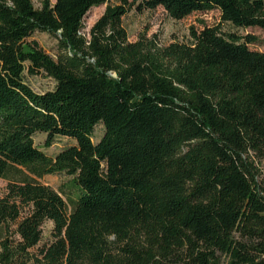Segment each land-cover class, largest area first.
Listing matches in <instances>:
<instances>
[{"label": "trees", "instance_id": "16d2710c", "mask_svg": "<svg viewBox=\"0 0 264 264\" xmlns=\"http://www.w3.org/2000/svg\"><path fill=\"white\" fill-rule=\"evenodd\" d=\"M134 5L264 30V0H0V264H264V51L207 25L130 41ZM36 31L57 38L55 58ZM41 71L53 89L24 80ZM42 132L75 143L51 157ZM46 174L70 177L69 210Z\"/></svg>", "mask_w": 264, "mask_h": 264}, {"label": "rangeland", "instance_id": "374dc122", "mask_svg": "<svg viewBox=\"0 0 264 264\" xmlns=\"http://www.w3.org/2000/svg\"><path fill=\"white\" fill-rule=\"evenodd\" d=\"M36 7L41 6L43 0H32ZM54 3L56 0H49ZM132 1V0H130ZM119 0H109V3L115 4ZM137 2H135L136 5ZM135 5L132 6L122 18L123 26L125 27L130 41L138 39L139 34H145L147 38L156 37L158 45H165L174 40H187L189 37V27L194 26L201 29L203 25L219 26L223 32H233L238 35L250 34L255 37V41L249 44L251 49L264 51V30L259 27H235L228 22H223L220 18L218 9L209 11H197L186 16L183 19L175 20L170 18L162 7H157L154 10H136ZM105 9V4L92 7L83 18V28L81 32L88 36L90 27L100 17ZM30 39L38 42L39 46L52 57H56L58 53V41L55 36L47 32L36 31L32 34ZM24 80L36 92H44L51 90L55 86V80L46 75L44 72H39L34 75H29L24 72ZM104 128L101 123L94 127L92 132V141L96 143L103 135ZM45 133H36L34 135L35 145L44 151L48 156H55V154L62 148L74 144L75 140L72 138L57 136L54 138L51 146H45ZM70 177L65 174H46L37 178L41 183L47 184L55 190L63 193V199L67 203L68 210L70 209V189L68 187ZM7 181L0 178V192L6 186ZM52 223L46 221L43 225V237L40 245L51 239ZM36 250V247L32 249ZM222 264H226L223 261Z\"/></svg>", "mask_w": 264, "mask_h": 264}]
</instances>
